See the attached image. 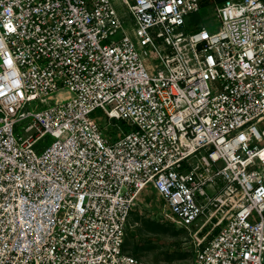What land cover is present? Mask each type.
Segmentation results:
<instances>
[{
	"label": "built area",
	"instance_id": "obj_1",
	"mask_svg": "<svg viewBox=\"0 0 264 264\" xmlns=\"http://www.w3.org/2000/svg\"><path fill=\"white\" fill-rule=\"evenodd\" d=\"M123 1L130 34L111 0H0V264H151L123 250L147 186L189 264H264V2L184 34L205 0Z\"/></svg>",
	"mask_w": 264,
	"mask_h": 264
},
{
	"label": "rangeland",
	"instance_id": "obj_2",
	"mask_svg": "<svg viewBox=\"0 0 264 264\" xmlns=\"http://www.w3.org/2000/svg\"><path fill=\"white\" fill-rule=\"evenodd\" d=\"M122 26L130 34L133 19L127 12V6L123 0H111ZM132 2V0H129ZM264 2V0H261ZM200 25H204L209 32L217 31L219 21L215 17L212 3L205 0L201 10L185 17V25L180 30L184 33L195 31ZM118 34L116 37H120ZM53 101L40 104L38 101L29 103L25 111H38L51 106ZM90 117L99 126L102 135L111 141L116 140L119 129L130 132L134 128L128 127L123 121H109L100 109L94 110ZM26 123H21L15 129L22 135L20 129ZM119 128V129H118ZM259 132L264 131V121L257 125ZM54 141L53 137L45 135L37 147L48 146ZM164 208V201L155 191L147 186L139 194L137 205L130 213L126 228L125 251L132 256L147 261L151 264H189L194 256V241L191 233L177 227L169 220H165L160 214ZM134 251H137L134 253ZM184 257L179 259V256ZM264 261V253H263Z\"/></svg>",
	"mask_w": 264,
	"mask_h": 264
},
{
	"label": "trees",
	"instance_id": "obj_3",
	"mask_svg": "<svg viewBox=\"0 0 264 264\" xmlns=\"http://www.w3.org/2000/svg\"><path fill=\"white\" fill-rule=\"evenodd\" d=\"M217 2H221L222 0H216ZM203 6V4L200 6V9L199 11L201 10V7ZM198 11V12H199ZM128 226V225H127ZM126 237V236H125ZM123 250L125 251V241H124V245H123ZM126 252V251H125ZM137 251H134V253H136ZM127 253V252H126ZM131 255V254H130ZM184 256L183 255H180L179 256V259L183 258Z\"/></svg>",
	"mask_w": 264,
	"mask_h": 264
},
{
	"label": "bare ground",
	"instance_id": "obj_4",
	"mask_svg": "<svg viewBox=\"0 0 264 264\" xmlns=\"http://www.w3.org/2000/svg\"><path fill=\"white\" fill-rule=\"evenodd\" d=\"M64 96H65L64 92L58 94V97H64Z\"/></svg>",
	"mask_w": 264,
	"mask_h": 264
},
{
	"label": "crops",
	"instance_id": "obj_5",
	"mask_svg": "<svg viewBox=\"0 0 264 264\" xmlns=\"http://www.w3.org/2000/svg\"><path fill=\"white\" fill-rule=\"evenodd\" d=\"M66 95V93H64ZM58 97V96H57Z\"/></svg>",
	"mask_w": 264,
	"mask_h": 264
}]
</instances>
